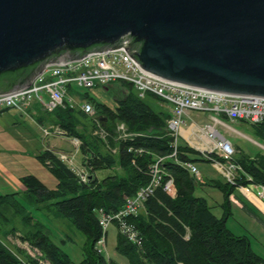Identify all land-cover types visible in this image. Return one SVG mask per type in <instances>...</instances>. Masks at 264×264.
Here are the masks:
<instances>
[{
    "label": "trees",
    "instance_id": "1",
    "mask_svg": "<svg viewBox=\"0 0 264 264\" xmlns=\"http://www.w3.org/2000/svg\"><path fill=\"white\" fill-rule=\"evenodd\" d=\"M117 84L130 91L116 97L112 107L95 97H84L97 113H103L106 139L77 131V117L73 113L76 107L66 105L54 110L56 124L81 141L79 150L89 171L88 180L83 181L55 151H41L37 157L56 177V186L49 187L35 174H27L21 178L23 192L0 194V264H120L98 251L97 244L103 235L100 212L119 211L128 197L150 184V167L159 157L163 158L165 170L160 183L136 213L125 217L137 231L138 240H131L115 223L116 249L128 258L129 264H264V256L254 249L250 236L236 234L228 227L233 204L230 195L240 186L264 185V154L251 155L239 150L238 156L233 157L241 167L235 172L234 183L227 178L200 180L182 163L196 164L200 158L211 160L183 139L178 140L176 155H172L174 135L167 123L171 112L146 100L157 98H141L129 84ZM120 122L125 123L127 136L121 137L117 129ZM253 126L264 137V124ZM116 167L120 171L103 178L96 175L97 171ZM169 178L173 179L174 193L165 189ZM203 185L223 192L221 216L213 211L206 197L196 194ZM27 205L47 209L57 218H67L83 233L86 240L79 262L52 240L47 226ZM9 235H19L21 241L41 254L32 256L17 245L11 246Z\"/></svg>",
    "mask_w": 264,
    "mask_h": 264
},
{
    "label": "water",
    "instance_id": "2",
    "mask_svg": "<svg viewBox=\"0 0 264 264\" xmlns=\"http://www.w3.org/2000/svg\"><path fill=\"white\" fill-rule=\"evenodd\" d=\"M119 48L161 80L264 97V0H0V95Z\"/></svg>",
    "mask_w": 264,
    "mask_h": 264
},
{
    "label": "built area",
    "instance_id": "3",
    "mask_svg": "<svg viewBox=\"0 0 264 264\" xmlns=\"http://www.w3.org/2000/svg\"><path fill=\"white\" fill-rule=\"evenodd\" d=\"M119 82L129 84L141 98L153 96L159 101L171 105V116L167 123L174 135L175 150L172 154L174 156L177 152L179 137L182 136L183 127L186 125V116L190 112L213 113L210 117L215 121V124L227 125L223 119L248 122L252 125L264 124V97L221 94L161 80L142 71L124 48L91 53L82 59L67 61L66 64L49 63L26 88L0 95V110L16 109L23 114H30V112H35V108H33L35 104L47 112L71 105L78 106L85 114L93 116L96 112L95 107L83 97L80 88L108 86ZM215 124H205L201 129L196 124L197 127L191 130L190 138H186L187 143L198 148L217 169L226 175L229 181L234 183L235 172L241 169L233 161L234 145L230 138L216 128ZM118 130L121 133L125 132V124L120 123ZM43 132L44 137L67 134L59 125L44 127ZM94 133L101 138L107 137V130L100 123L96 124ZM75 139V145L79 147L81 141L79 138ZM59 155L63 161L69 163L70 159L64 152ZM162 161V157H159L151 165L150 184L140 188L135 195L128 197L122 209L114 213L101 210L99 220L103 235L97 244L98 251L103 252L104 250L105 233L112 222H118L121 231L127 234L131 240H138L137 231L125 220V217L136 213L143 206L145 199L154 187L160 183L162 174L165 173V170H162ZM224 163L229 165L225 167ZM182 164L197 178H201L195 163L184 162ZM78 174L83 181H87L88 172L82 171ZM242 188L251 191L250 186H242ZM165 189L170 193L175 192L172 178H169L165 183ZM257 194L264 197V185H258Z\"/></svg>",
    "mask_w": 264,
    "mask_h": 264
},
{
    "label": "rangeland",
    "instance_id": "4",
    "mask_svg": "<svg viewBox=\"0 0 264 264\" xmlns=\"http://www.w3.org/2000/svg\"><path fill=\"white\" fill-rule=\"evenodd\" d=\"M80 91L83 97H86V95L95 97L112 107L115 103V98L123 96V94L129 92L130 89L114 83L108 86L99 85L94 88H80ZM146 100L150 101L156 108L167 110V106H171L166 102L158 101L152 97H148L146 98ZM36 107L39 109V112L41 114H44L46 116L47 126H58V124H56V115L54 111H44L39 105ZM77 108L78 106H76V109L73 112L77 117V131L81 133L85 132L88 134H91L92 132L94 135H96L94 133V130L96 129L97 123L102 124L101 117L103 113L95 112V115L89 116L80 113L78 110L79 108ZM211 114L213 113H209L206 111H195L193 113V117L198 122L201 121V125L215 124V121L210 117ZM223 120L227 125H215L222 134L230 138L233 142L235 157L240 153L239 150L251 155H255L258 153L264 154V137L256 132V129L252 124L243 121H230L227 119ZM15 122H19V124H16ZM120 123L117 124V129ZM185 134L187 135L188 132H186ZM54 136L50 135L49 137H44L43 129L38 123L35 115L29 116L27 114H24L23 116H21L16 109H10L4 112L3 115L0 114V147L2 146L1 148H3L2 150L4 151L2 154L0 151V157H2V159L7 162L9 161V159H11L9 156H7V154L11 155L15 153V155L18 157V154H21V152L23 151L26 156L20 158L24 161V169H27L25 173H33L35 175H38V177L41 178L49 187H55L57 179L49 171V169L40 162L39 158L35 156V153L48 148V146L50 145H56L57 149H64V154H66L70 159V161H68L69 163L66 164L73 170L78 173L87 170L83 163V154L81 150L78 149L79 147L75 145V136L68 134H56ZM124 136H127L126 131L121 133V137ZM188 136L190 138V134H188ZM179 139L182 140V137L180 136ZM4 148L8 150H5ZM194 156L200 158V154H196ZM18 161L21 164L19 158ZM196 165L201 173V178H198L200 180H209L211 178H220L222 180H225L226 178V175L222 171L217 169L211 161H205L200 158L197 160ZM228 165V163H224L225 167H227ZM10 166L15 171H17L15 166ZM162 170H164L163 167ZM118 171H120L118 167L113 169H104L97 171L96 175L98 174V178H103L108 174ZM6 185L7 184L5 177L3 173L0 172L1 194L13 191V188H8L6 187ZM255 185L258 186L259 184ZM250 190L251 191H247L245 189L244 191L251 198H253L259 206L264 209V203L262 201L264 200V197H260L257 194V189L254 188V190ZM252 192L260 198L254 196ZM196 194L206 197L210 205H212L213 211L219 216L222 215L223 208L220 204L223 201V192L221 190L213 186L203 185V187L200 186L197 188ZM235 194L240 197L241 201L246 205V208H241L236 204H232V214L228 219V227L236 234L249 235L252 239L254 249L258 253L264 255V213L260 209H257L253 202L248 201L246 197L242 196L239 191L236 190ZM27 206L31 213L47 226L52 240L57 243L64 251L69 253L74 261L79 262L83 258L82 247L86 240L83 233L67 218H57L51 211H48L47 209H36L30 205ZM105 235L106 239L103 253L106 255V257L112 258L118 261L120 264H129L128 258L120 254L116 249L118 228L115 222L110 223ZM8 240L11 246L17 245L32 256H39L41 254L37 249L31 247L27 242L21 241L19 235H9Z\"/></svg>",
    "mask_w": 264,
    "mask_h": 264
},
{
    "label": "crops",
    "instance_id": "5",
    "mask_svg": "<svg viewBox=\"0 0 264 264\" xmlns=\"http://www.w3.org/2000/svg\"><path fill=\"white\" fill-rule=\"evenodd\" d=\"M38 105H34L33 108H35V112H30V114H27L29 116H36V119L38 121V123L41 125V128L43 129L44 127H49L46 125V122H47V119H46V116L44 114H41L39 112V109L36 107ZM10 109H1L0 110V114L3 115L4 112L8 111ZM167 110L169 112H171V106H167ZM193 112H190L187 116H186V125L183 127V130H182V139L185 140L187 142V139L189 136L188 134H191V130L197 126H200V129L204 126V125H201L200 122H198L197 120L194 119L193 117ZM21 116H23L24 114L21 113V112H18ZM26 115V114H25ZM16 124H19V122H15ZM196 124H198L196 126ZM52 126V125H50ZM188 132V134L186 135L185 133ZM50 136V135H49ZM47 136V137H49ZM54 136V135H52ZM56 137V136H54ZM74 143V142H73ZM14 145V144H13ZM2 147V146H1ZM0 147V151H1V154L4 152ZM195 148V147H194ZM5 150H8L6 148H4ZM46 149H50V150H53L55 151L56 153L58 152H65L64 149L62 148H56V145H50L48 146V148ZM46 149H43V150H46ZM197 150H199L198 148H196ZM43 150H40L38 151L37 153H35V156H37L41 151ZM200 151V150H199ZM7 156H9L11 159H9V161H5L4 159H2V157H0V172L3 173L4 177H5V180H6V187L8 188H13V191L12 192H23L25 190V185L24 183L22 182L21 178L24 176V175H27V174H33V173H25L27 169H24L23 167V164H24V161L20 158V157H24L26 156L25 153L22 151L21 154H18V157L15 155V153L13 154H7ZM16 157V158H15ZM18 158L19 160L21 161V164L19 163L18 161ZM10 165L12 166H15L17 171H15ZM84 170V169H83ZM85 171V170H84ZM86 172L89 173L88 170H86ZM201 174V173H200ZM98 175V174H97ZM38 176V175H36ZM11 186V187H10ZM251 189L254 190L257 189L258 190V186L255 185V184H250L249 185ZM237 191H239L241 193L242 196L246 197V199L248 201H251L253 202V204L257 207V209H260L263 213H264V209L259 206L255 200L253 198H251L248 194H246V192L244 191V189L242 188V186L238 187L236 189ZM256 191V190H255ZM236 192V191H235ZM235 192L233 194L230 195V198L233 202V204H236L237 206L241 207V208H246V205L241 201L240 197H238ZM7 193H11V192H7ZM253 193V192H252ZM1 194V193H0ZM254 196L258 197L255 193H253ZM262 200V199H261ZM263 203H264V200H262ZM263 250H264V247H263ZM260 254V253H259ZM264 254V253H263ZM262 255V254H261ZM264 256V255H262Z\"/></svg>",
    "mask_w": 264,
    "mask_h": 264
}]
</instances>
